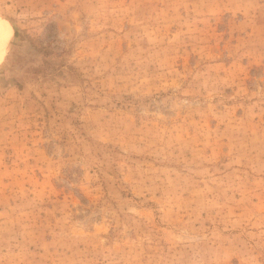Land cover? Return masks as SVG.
I'll return each instance as SVG.
<instances>
[{"label": "rangeland", "instance_id": "1", "mask_svg": "<svg viewBox=\"0 0 264 264\" xmlns=\"http://www.w3.org/2000/svg\"><path fill=\"white\" fill-rule=\"evenodd\" d=\"M0 17V264H264V0Z\"/></svg>", "mask_w": 264, "mask_h": 264}, {"label": "bare ground", "instance_id": "2", "mask_svg": "<svg viewBox=\"0 0 264 264\" xmlns=\"http://www.w3.org/2000/svg\"><path fill=\"white\" fill-rule=\"evenodd\" d=\"M12 38V27L7 20L0 17V66L3 64Z\"/></svg>", "mask_w": 264, "mask_h": 264}]
</instances>
